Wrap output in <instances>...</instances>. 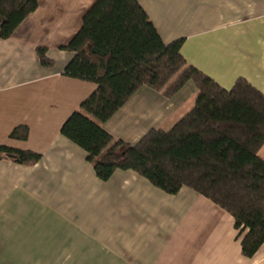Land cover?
<instances>
[{
    "label": "crops",
    "instance_id": "obj_1",
    "mask_svg": "<svg viewBox=\"0 0 264 264\" xmlns=\"http://www.w3.org/2000/svg\"><path fill=\"white\" fill-rule=\"evenodd\" d=\"M38 1L0 39V146L42 154L36 164L0 157V264H264V243L243 255L233 216L192 189L171 195L132 170L97 177L86 151L61 134L96 89L64 74L73 54L61 48L96 0ZM138 1L165 43L184 39L188 64L226 89L243 77L264 93V0ZM197 95L191 82L172 98L143 87L101 125L136 143L172 128ZM19 125L27 140L10 137Z\"/></svg>",
    "mask_w": 264,
    "mask_h": 264
},
{
    "label": "trees",
    "instance_id": "obj_2",
    "mask_svg": "<svg viewBox=\"0 0 264 264\" xmlns=\"http://www.w3.org/2000/svg\"><path fill=\"white\" fill-rule=\"evenodd\" d=\"M38 6V0H0V39L10 38ZM183 44V38L165 43L138 0H96L61 47L73 54L64 74L96 89L64 121L61 134L86 151L103 181L132 170L168 194L187 187L209 199L233 216L242 253L252 257L264 243V93L243 77L222 87L188 64ZM37 53L43 65H53L45 47ZM189 82L198 91L194 107L172 128L151 129L129 143L102 127L141 88L172 98ZM28 136L26 125L10 134ZM3 156L21 164L42 158L6 145Z\"/></svg>",
    "mask_w": 264,
    "mask_h": 264
}]
</instances>
